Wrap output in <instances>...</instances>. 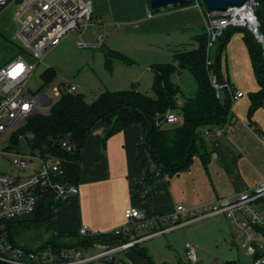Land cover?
I'll return each instance as SVG.
<instances>
[{
    "label": "rangeland",
    "instance_id": "obj_1",
    "mask_svg": "<svg viewBox=\"0 0 264 264\" xmlns=\"http://www.w3.org/2000/svg\"><path fill=\"white\" fill-rule=\"evenodd\" d=\"M86 1L91 2L94 25L84 33L83 29L74 30L62 40L60 45L45 52L42 61L38 63L27 83V88L33 92L43 88L53 104L61 95H56L55 89L61 88L65 93L67 84L74 85L77 93L84 95L88 103L93 102L106 89H136L154 97L151 65L170 63L173 61L174 53L197 48L198 38L205 33L203 13H207V6L204 0H200L201 10L197 7L195 0H188L185 4L159 10H152L149 0ZM17 11L18 6L10 4L0 14V69L19 55H26L28 52L17 36L19 26L15 19ZM99 21L101 24L97 23ZM81 33L83 34L80 38ZM233 35L236 36L231 37L225 48L229 53L228 69L222 67V72L225 75L228 74L234 86L249 87L254 83L258 84L254 73L247 70L240 45L235 40L243 39L244 33L239 31ZM101 37L102 41H100ZM80 43L101 46L81 47ZM255 43L264 51V36L263 42L256 40ZM220 44V41L216 42L211 49L210 58L213 62L216 60ZM107 49L120 51L131 60V63L113 60L108 65L105 56ZM28 61L37 62L31 56L28 57ZM49 67L55 69V76L45 84L42 74ZM172 79L181 88L180 101L196 94L197 81L190 71L174 73ZM49 108L43 107L41 112L47 114ZM176 115L178 121L172 125L174 127L183 123L182 116L178 112ZM26 123L27 120H21L14 127L0 132V152L5 153L3 157H0L1 173L13 175L33 173L32 165H29L25 171L19 172L11 163L16 153L37 155L22 135ZM229 124L228 120L225 126ZM209 135L206 137L203 134L210 145L211 138L215 136L213 133ZM52 160L53 158L47 159V163L50 164ZM222 218L207 219L148 239L139 244L138 248L123 252L121 257L129 262L127 255H131L136 260L134 264H145L138 251L140 248H145L156 264H185L184 248L187 243H192L198 247L199 264L225 261L250 264L251 259L246 256L243 244L233 234L231 227L227 224L228 221H220ZM21 221L14 223L11 228V239L14 244L34 252L44 247H51L48 243L52 242L54 231L50 224L41 222L35 225ZM139 233L144 235L148 231ZM80 241L82 237L78 235L61 236L56 239L58 245L64 248L77 245Z\"/></svg>",
    "mask_w": 264,
    "mask_h": 264
},
{
    "label": "built area",
    "instance_id": "obj_2",
    "mask_svg": "<svg viewBox=\"0 0 264 264\" xmlns=\"http://www.w3.org/2000/svg\"><path fill=\"white\" fill-rule=\"evenodd\" d=\"M195 1L201 10L200 0ZM10 4L18 6L15 14L19 25L17 36L28 52L26 55H19L0 69V132L14 127L21 120H28L39 114L41 108H48L53 104L43 88L35 92L27 88L30 77L45 52L60 45L74 30L83 29L84 33L94 25L92 5L86 0H0V14ZM258 8L259 0H247L242 6L229 7L225 11H210L207 8V13H203L204 32L208 38L207 68L213 65L210 58L211 49L230 28L247 30L257 41L263 42L259 31ZM79 45L96 48L101 46L84 43ZM29 56L37 62L28 61ZM210 79L217 98L222 99L226 93L232 95L233 99L243 96L241 92L234 93L230 84L220 81L217 75L211 74ZM66 88L67 92H77V88L72 84H67ZM55 93L63 94L61 88L55 89ZM177 121L178 117L174 112L165 117L167 124H175ZM252 129L264 145V132L255 127ZM210 133L222 136L224 128L212 126L210 130L205 131V134ZM62 147L67 151L72 150L68 142H63ZM4 154L3 151L0 152V157ZM49 158H53L50 164L47 163ZM11 163L19 172L25 171L29 165L34 166V171L24 175L0 172V261L4 263L128 264L121 254L148 239L207 219L224 217L233 234L243 244L246 256L251 259L250 264H264V182L237 195L223 197L194 209L178 206L167 217L150 218L138 208L129 207L124 211L126 223L110 233L116 238L114 241H93L89 245L83 244V250H79L81 247H55L48 243L50 248L44 247L34 252L10 241V224L34 213L40 198L48 191L55 194V201H66L76 196L79 190L76 185L63 180V162L59 158L16 153ZM166 222L174 225L160 227L161 223ZM144 231L148 233L140 235L139 232ZM78 235L84 238L97 234L84 225ZM186 259L189 264L198 263L197 247L192 243L186 245Z\"/></svg>",
    "mask_w": 264,
    "mask_h": 264
},
{
    "label": "crops",
    "instance_id": "obj_3",
    "mask_svg": "<svg viewBox=\"0 0 264 264\" xmlns=\"http://www.w3.org/2000/svg\"><path fill=\"white\" fill-rule=\"evenodd\" d=\"M97 23L101 24V21ZM235 40L240 45L247 70L253 72L258 81L246 40L244 37ZM220 56L222 80L230 84L234 93L241 92L243 96L232 99L230 124L222 126V136L213 135L217 139L212 137L209 145L204 136L210 135L204 133V151L210 153L207 162L196 155L188 168L161 174L156 171L157 166L151 158L145 156L143 163L139 157V148L145 143V132L140 123L126 126L105 141V126L99 121L79 155L76 185L79 193L53 207L55 235L77 236L84 225L95 234H109L126 223L124 211L129 207L138 208L150 218L167 217L178 206L194 209L264 182V145L252 129L255 127L264 132V101L250 112L254 102L252 94L259 92L261 86L259 82L249 87L234 86L228 74L222 72V67L228 69V50L224 49ZM171 80L173 82L172 77ZM194 96L185 97L183 101L178 97V107ZM220 221L227 222L224 217ZM168 224L161 223L160 227ZM184 249L186 251V246ZM127 260L129 264L136 263L131 255H127ZM199 262L198 258L197 264ZM185 264H189L187 259Z\"/></svg>",
    "mask_w": 264,
    "mask_h": 264
},
{
    "label": "trees",
    "instance_id": "obj_4",
    "mask_svg": "<svg viewBox=\"0 0 264 264\" xmlns=\"http://www.w3.org/2000/svg\"><path fill=\"white\" fill-rule=\"evenodd\" d=\"M257 15L260 21L259 31L264 36V0H259ZM239 31L244 33L261 86L259 92L252 94L254 100L250 109L252 113L264 101V51L256 45V39H253L254 36L247 30L230 28L219 39L221 44L218 55L209 68L206 67L208 38L205 33L198 38L197 48L174 53L173 61L170 63L152 64L154 97L136 89L120 91L106 89L93 102L88 103L85 96L80 93L65 92L56 103L50 106L47 114L40 112L30 117L22 135L25 136L33 151L40 156H52L62 160L63 180L73 185H77L79 177L80 152L92 128L99 121H102L105 126V141L126 126L140 123L145 132V143L139 148V157L143 163H145V156L151 158L157 166L156 171L161 174H173L188 168L196 155H200L206 163L210 153L202 150H206L203 129L207 131L212 126H223L228 120L233 99L228 93L223 99L217 98L210 76L214 73L220 81H223L220 75V54L231 36ZM105 56L108 65L113 60L131 63V60L122 53L111 49L106 50ZM183 70L193 74L198 89L194 97L187 99L182 107H178L181 89L172 82L171 77L174 73H180ZM54 76L55 69L49 67L42 74V79L47 84ZM170 112L176 114L178 112L182 116V125L174 127L165 122V117ZM63 142H68L72 150L67 151L63 148ZM54 198L55 194L52 191L46 192L40 198L34 213L21 222H31L35 225L46 222L52 227L53 207L64 202L55 201ZM14 223L16 222H12L9 226V239L12 243L14 242L11 239V228ZM60 237L53 234L50 244L61 247L56 242V239ZM115 239L110 233L97 234L82 238V241L72 247H77L81 243L89 245L97 240L114 241ZM135 248H138V245ZM138 251L145 264H156L145 248H140ZM0 264L7 263L0 261ZM222 264L240 263L225 261Z\"/></svg>",
    "mask_w": 264,
    "mask_h": 264
},
{
    "label": "water",
    "instance_id": "obj_5",
    "mask_svg": "<svg viewBox=\"0 0 264 264\" xmlns=\"http://www.w3.org/2000/svg\"><path fill=\"white\" fill-rule=\"evenodd\" d=\"M247 0H204L210 11H225L229 7H240ZM187 0H149L152 10H159L170 6L185 4ZM50 208V207H49ZM45 220V219H44ZM83 243L77 247H81Z\"/></svg>",
    "mask_w": 264,
    "mask_h": 264
}]
</instances>
